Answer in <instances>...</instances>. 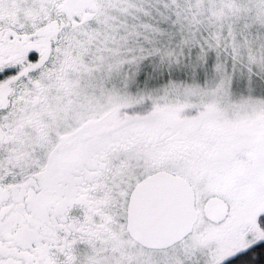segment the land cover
Here are the masks:
<instances>
[{
  "label": "snow or ice",
  "instance_id": "1",
  "mask_svg": "<svg viewBox=\"0 0 264 264\" xmlns=\"http://www.w3.org/2000/svg\"><path fill=\"white\" fill-rule=\"evenodd\" d=\"M0 264H264V0H0Z\"/></svg>",
  "mask_w": 264,
  "mask_h": 264
}]
</instances>
